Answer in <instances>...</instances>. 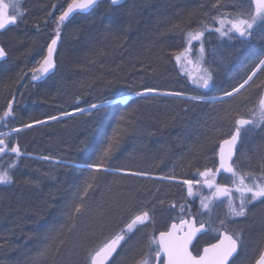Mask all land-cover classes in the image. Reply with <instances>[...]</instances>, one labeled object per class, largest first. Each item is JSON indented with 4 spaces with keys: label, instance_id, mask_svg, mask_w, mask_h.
Instances as JSON below:
<instances>
[{
    "label": "trees",
    "instance_id": "trees-1",
    "mask_svg": "<svg viewBox=\"0 0 264 264\" xmlns=\"http://www.w3.org/2000/svg\"><path fill=\"white\" fill-rule=\"evenodd\" d=\"M32 1L35 8L27 2L23 5L28 15L25 22L21 19L0 30V48L6 53L0 61V131L149 88L222 96L245 80L261 53L259 45L252 44L249 49L236 48L221 55V64L211 69L210 89L197 92L189 88L192 81L176 61L185 47L179 30L196 19L194 3L207 11L217 0H128L118 7L104 1L90 13L60 25L54 72L34 82L26 64L42 54L46 39L55 36L57 20L45 11L60 0ZM211 47V41L205 42L206 50ZM263 73L240 94L220 103L166 95L134 97L127 106L113 105L99 114L93 110L94 114L81 113L27 130L20 155L0 159V170H8L12 177L10 184L0 187V264H34L37 260L39 264H81L90 241L131 213L122 215L128 204L138 208L147 199L144 206L153 207L162 194H169L157 188L152 178L195 182L207 167L218 179L223 174L216 173L215 150L234 131L236 119L249 118V109L256 106L264 84ZM13 98L12 114L3 118ZM23 98L26 104L22 106ZM15 115L19 122L11 123ZM258 133L248 142L241 137L237 158L246 145L247 158L264 159V140ZM114 135L119 143L105 160L110 171L92 173L85 165L100 159ZM34 157L58 160L52 180ZM89 183L93 187L87 191L84 207L74 214ZM253 206L250 211L257 212L255 221L263 214L264 226V200ZM157 226L144 239L141 235L133 239L149 243ZM129 247L133 258L137 251Z\"/></svg>",
    "mask_w": 264,
    "mask_h": 264
},
{
    "label": "snow or ice",
    "instance_id": "snow-or-ice-1",
    "mask_svg": "<svg viewBox=\"0 0 264 264\" xmlns=\"http://www.w3.org/2000/svg\"><path fill=\"white\" fill-rule=\"evenodd\" d=\"M120 0H111L112 5H117ZM97 4V0H71L68 3L66 10L62 11L61 15L57 18L56 34L51 39V42L47 46V55L43 57L42 61L38 63V67L33 69V80L40 79L44 74L48 73L55 65L53 60V54L56 52V46L58 39L60 38V25H62L73 13L77 11H85L94 7ZM251 4L255 6V12L249 11L247 17L244 13H241L237 17L233 18L230 14H224L222 16L213 17L219 27L212 29L210 26L205 29L189 32L188 43L192 41H198L204 36L205 30H214L220 34L221 37L227 36L229 40H234L237 37L240 38V43L243 45L253 38L254 27L257 22H264V0H251ZM219 0L213 5L218 7ZM23 15L20 9L19 0H0V30L5 29L9 25L17 23L18 18ZM178 27V25H174ZM259 38L264 40V31L261 32ZM187 51V49L185 50ZM201 53H204V47L201 45ZM6 55L5 50L0 48V58ZM183 55V54H182ZM177 62L181 61V56L176 57ZM190 62V61H189ZM264 71V58H260L255 66V70L248 75L242 83L234 86L231 91H225L222 97L208 98L209 102L220 103L224 101L225 97H233L240 94L242 89L246 86H250V81L257 75V72ZM189 78L199 89H208L213 82V75L208 69L203 70V74L198 78L193 79L191 74ZM154 89H145L143 92H136L137 97H144L150 92H154ZM168 95L181 96L180 92L167 93ZM79 99V98H78ZM189 101H204L206 98L203 95L188 96ZM127 97H113L101 100L99 103H91L89 109H77L81 112H87L88 114L102 113L106 108L113 105L128 104ZM12 114V102H9L8 110L3 114V118H7ZM71 113L65 112L63 115H70ZM49 119L56 120L58 117L52 116ZM124 119V117H121ZM235 130L232 132L229 139H225L220 144L219 158L220 164L216 169V173H219L221 169L224 172L231 173L233 177L238 179V184L234 180L235 191L239 193V205L235 206L233 197L230 195L231 189L216 186L214 182L205 180L207 187L212 188L216 186V191L213 196H226L229 198V215L231 217H244L247 212V206L253 204L255 201L264 200V173L260 179H253L252 182H246V176L238 174L232 164L233 151L236 148L238 141L248 131L254 128L264 125V94L260 95L258 102L254 108L249 109V118H238L235 120ZM32 125H26L31 127ZM119 139L117 135H114L109 139L107 146L103 148L102 154L99 160L96 162L85 165L90 169L92 173L107 172L110 169L105 167V160L109 159L113 150L117 147ZM5 140L0 138V154H3L7 150ZM12 153L16 156L20 155V149L18 146L10 148ZM42 159H49V157H42ZM14 166V165H13ZM126 175L141 176L146 175L140 172H126ZM213 175L212 169H205L200 172L201 177H209ZM93 179H96L93 176ZM163 179V177H161ZM12 182V177L8 170L0 171V184H8ZM187 185L188 195H193V181L185 179L182 181ZM93 187L92 183L87 185L84 193L80 196V202L75 204L73 212L79 214L84 207V198L87 196L88 189ZM250 194V196L248 195ZM205 208L207 204L203 205ZM175 207V205H173ZM129 211L133 213L125 227L120 230L119 233L106 238L95 249L89 252L88 264H110V261L117 252L118 247L121 246V242L126 239L128 233H133L139 226L146 225L150 221L151 216L149 210L145 208H132ZM180 211H184L183 205L180 207ZM74 219L75 216H70ZM221 225L224 221H220ZM206 231L204 223H200L199 227L189 220L180 218L179 223L173 222L170 228L159 232V236H153L150 238L148 245V252L145 253L135 264H234V255L238 252L239 246L242 243V237L239 234L229 233L226 229H216L218 242L210 243L209 246L203 248L201 253L198 249L199 237L197 233H203ZM194 241H196L194 243ZM154 256V259H153ZM34 264H39V261H34ZM255 264H264V251H261Z\"/></svg>",
    "mask_w": 264,
    "mask_h": 264
},
{
    "label": "rangeland",
    "instance_id": "rangeland-1",
    "mask_svg": "<svg viewBox=\"0 0 264 264\" xmlns=\"http://www.w3.org/2000/svg\"><path fill=\"white\" fill-rule=\"evenodd\" d=\"M68 1L69 0H60V1L55 2V4L53 3L51 10L45 11V15L52 14L53 19L57 20V18L61 15L62 11H64L65 7L67 6V5H65V3L68 4L71 0L69 2ZM5 2L7 3L8 0H5ZM20 3H21V0H19V5H20L21 11L23 12V10H25V9L23 7V4H20ZM28 3H29L28 5H30L31 7H33V8L36 7L32 0H31V2H30V0H28ZM55 10H56V12L54 13ZM19 18H18L19 21H21V19H23V18H25L27 20L28 15L26 17V14H25L23 18H21V17H19ZM22 21L25 22L24 19ZM56 25L57 24H55V26ZM54 37L55 36H53L49 39H46L47 44L46 45L43 44L41 46L42 54H40V52L37 53L38 55L37 54L34 55L33 56L34 58H31V60L26 64V66L28 67V70L31 69V71H33L34 68L38 67V63L40 61H42L43 57L46 55L48 44L51 42V39ZM186 41L188 43V36L187 35H186ZM196 42L197 41H192L191 44L188 43V45H186L184 47V50L182 52L183 55L182 54L180 55L181 61L179 63L177 62L178 66L180 67V70L182 71L184 76H186L188 79H190L189 74H191V77L193 79L198 78L200 75L203 74L204 69H208L211 72V69L214 68V66L217 64L220 65L222 60H223L221 58H218L219 53H217V51L215 50V48L213 49V47H211L209 50H206L204 48L205 51L202 54L200 51V49H201L200 46L197 49H195L192 46V44H194V43L196 44ZM186 49H187V51H185ZM40 55H41V57H40ZM9 57H10V55H9ZM189 61L193 62L191 69L190 68L188 69V62ZM32 77H33V75H32ZM42 78H43V76L40 79L33 80V81L36 82L38 80H41ZM192 87H194L193 90L197 91V92H204V91H207L208 89H210V87L208 89H199L196 87V85L194 83L191 82L189 84V88H192ZM157 92L159 93V91H157ZM176 97H188V96H185L182 94L181 96H176ZM228 98H232V97H225L224 99H228ZM205 101L209 102L208 98H206ZM21 104H22V106L24 104H26V98L25 99L23 98V101L21 102ZM15 117H16V115L13 116V120L11 121V123H13ZM15 121L19 122L16 119H15ZM50 121H51V119H48V120L43 121V122L32 123L31 127H26V126L17 127L16 129H13L12 132H10V133H16L19 131H27L33 127L48 123ZM257 132H261L262 140H264V125H261L260 127L254 128L251 131L246 132L242 136V140H246L248 142L249 140H251L250 137L252 138L253 137L252 135L257 133ZM231 133H232V131L230 132V134L227 137H229L231 135ZM0 138H2L1 135H0ZM245 147H246V145H244L242 147L241 154H240L241 156L238 157L234 161L233 167L238 172V174H240V175L248 173L249 175L246 176V182L250 183V182H252L253 179H260L262 176V173H264V159L261 157H260L261 159L260 158L253 159V157H252V159L250 157L246 158L245 154L248 150H246ZM9 148H10V146L7 147V150L5 153L0 154L1 160H5V159L10 157L12 152L10 151ZM253 152L256 154V149L254 147H253ZM216 153H217V149L215 150V156H216ZM253 156H254V154H253ZM250 160H252L251 161L252 164H250ZM32 161H33V159H32ZM36 162L39 163V165L42 166L43 169H45L46 178L48 180H52V178H53L52 172H53L54 166L58 163V160H56L55 158H51V157L49 159H42V157H39L38 159H36ZM205 169H208V168L204 167L203 171ZM0 171H2V170H0ZM212 173H213V175H210L207 178L199 176V178L195 182H193V195L192 196L188 195L187 185L183 184L182 181L178 182V181L171 179V178L161 179V177H157L156 179H152L155 181H160L161 183H163L167 186H170L172 188H175L178 190V192H177V194H175V193L169 192V189H167L165 192L166 193L169 192V194H166V195L162 194L161 195L162 198L159 199L158 200L159 202L157 204H155L153 207H151L150 205L140 206V208H145V209L149 210L151 219L149 222L146 223V225L139 226L138 229L136 231H134L133 233H128L127 237L133 238L135 235H141V237L144 239V237L147 234H149L148 233L149 231L151 233V228L153 230V227H155L156 224H154V221L156 223L159 222V226H157L158 227L157 233H158L161 231L162 227L165 228V226H167V223H168L167 221L169 219L171 220V218L176 217L178 214H180V215L184 214V213L188 212L189 210L195 208V210L198 211L197 215H198L199 220L201 222H206L208 224V227L211 229V231L214 235H217V232L215 231L216 229H226L229 233L239 234L242 237V243L239 246L240 250H239V253L236 256V258L234 259V264H254V262L256 261V259L258 258L259 254L261 252L262 245L264 244V226L261 222L263 214L262 215L258 214L257 220L255 221V219H256L255 214H257V212L256 211H250V208H251V205H254L255 203H258L259 201H262V200L255 201L253 204L248 205L247 206L248 210H247L246 215L244 217H231L229 215V198L226 196L215 197V196H213V193L216 191V186H223V187L231 189L230 195L233 197L234 205L238 206L239 205V199H238L239 193H237L235 191V184L233 183V181L235 180L237 184L239 181L237 178L233 177L231 173L224 174V175L220 176L218 179H216V177L214 176L213 171H212ZM206 179L209 182H214V184L216 186H214L212 188L207 187V185L205 184ZM8 184H10V183H8ZM2 185H7V184H0V187H2ZM159 186H163V185L159 184ZM162 191H164V190H162ZM248 195L250 196V194H248ZM144 201L147 202V199ZM146 202H142V203L146 204ZM204 204H207L208 207L205 208L203 206ZM173 205H175V207H173ZM181 205H183V207H184L183 212L180 211ZM134 207L137 208V205L135 203L128 204L126 209L123 211L122 215H126V214L130 213L129 210L134 208ZM255 207L256 206H252L251 210L254 209ZM157 208H158V210L156 211ZM263 208H264V206H263ZM131 215H133L132 212L129 215H127L125 219L121 220L122 223L120 224V227L118 229H122L125 227L126 223L129 221ZM248 215L251 217L249 218ZM252 216H253V218H252ZM251 218L253 220L249 221V219H251ZM222 220L224 221L223 225H221V223H220V221H222ZM245 220H248V221L243 223ZM164 228H162V229H164ZM156 234H155V236H156ZM114 235H115V233H114ZM151 237L152 236H150V238ZM107 238H109V237H107ZM102 241L103 240L96 243L89 250V252L92 251L93 249H95L97 247V245L100 244ZM125 245H127L126 242H124V244L120 247L118 253L114 257L111 264H128L127 263L128 260L132 259L130 252H129L130 247H128L126 250L123 251ZM148 245H149V243L146 244V247H145V250H144V253L142 254V256L148 252ZM130 246L133 248L134 247L136 248V246H134V243L130 244ZM89 252H87L86 255L84 256L85 260L81 264H88ZM242 254H243V256L241 258ZM238 257H240L241 260L240 259L237 260ZM131 264H133V262Z\"/></svg>",
    "mask_w": 264,
    "mask_h": 264
},
{
    "label": "bare ground",
    "instance_id": "bare-ground-1",
    "mask_svg": "<svg viewBox=\"0 0 264 264\" xmlns=\"http://www.w3.org/2000/svg\"><path fill=\"white\" fill-rule=\"evenodd\" d=\"M104 1H108L110 3L109 0H104ZM103 1V2H104ZM245 2L243 0H219V5L218 7H213V5L216 4V2L212 3V6L210 8L206 9L204 7H201L200 4L197 3H194V5L196 6V9L195 11L197 12V17L196 19H194L193 21H190L189 23H187V25H183L181 27V29L179 30V36L181 37V39L185 42V46L188 45L187 41H186V35L187 33L189 32H192V28H195L196 31H199V30H202V29H205L206 27H208V23H209V26L211 27V22L214 21V19H212L213 17H217V15L223 11V9L226 7H232V6H237L238 4L239 5H242L244 4ZM194 11V10H193ZM195 32V31H194ZM212 37H213V34H212V30H205L204 32V36L198 40L196 42V44H192V46L197 49L199 46L201 48V45H203V47H205V42L207 41H211L212 42ZM214 44V43H213ZM251 47V46H250ZM249 47V48H250ZM236 47L232 44V43H226L225 45H223V47H221L217 53H219V58L221 55H226L228 53H231L232 50H234ZM248 48V49H249ZM184 50V49H183ZM218 55V54H217ZM193 64L192 61H190V64ZM191 69L192 66L190 67V65H188V69ZM255 70V68L253 69ZM252 70V71H253ZM252 71L249 73V75L252 73ZM258 74H260V72H257V75L254 77L256 78L258 76ZM46 76V75H45ZM248 77V76H247ZM247 77L245 79H247ZM253 78V80H254ZM140 92H143V91H140ZM206 92V91H204ZM153 93V94H152ZM161 93V94H160ZM168 92H150L149 94H147L146 96H150V95H166V96H173V95H168L167 94ZM136 93L132 94V95H129V96H125L127 97L128 99L130 98H134V97H137L135 95ZM185 96H196V95H193V94H183ZM223 96V95H222ZM222 96H205V98H211V97H222ZM183 99H187V97H182ZM195 102H198V101H195ZM200 102H206L205 100L204 101H200ZM90 107L88 108H84V109H89ZM68 113H71L70 115H58L56 117H58V119L56 120H51L50 122L48 123H45V124H41V125H38L36 127H39V126H43V125H46V124H49V123H52V122H55V121H60V120H64L68 117H71V116H74V115H78V114H81V113H87V112H81V111H71V112H68ZM48 119H44V120H41L39 122H43V121H46ZM38 123V122H37ZM17 127L15 128H11L9 130L5 129V130H1L0 131V135L2 136V139L5 140V143L7 146H18L19 148L21 147L22 145V139H24V134L27 132V131H19V132H16V133H10L12 132L13 129H16ZM34 128V127H33ZM258 135H261V132L258 133ZM10 149V148H9ZM36 156V155H34ZM35 160L38 159L39 157H34ZM247 158V157H246ZM157 177L155 178H152V179H156ZM154 183L156 184V187L161 189V190H167L169 189V192H172V193H175L177 194L178 190L175 189V188H172L170 186H167L163 183H161L160 181H154ZM159 184H162L163 186H159ZM256 204V203H255ZM254 204V205H255ZM145 205L144 203H140L139 206H143ZM253 205H251L252 207ZM140 208V207H139ZM249 216V215H248ZM251 216H249L250 218ZM154 218V217H153ZM253 220V219H252ZM246 221L248 220H245L243 223H245ZM250 221V219H249ZM154 224L158 225L159 226V222L156 223L154 221ZM120 227V224L119 223H116L115 225L113 224L112 227L106 229V231H103V233L101 235H99L96 239L91 240L90 243L87 245L85 251L83 252L82 254V263L83 261L85 260V255L87 252H89V248L93 247L96 243H98L99 241L101 240H104L105 238L107 237H110V236H114V233L117 234L120 232L121 229H118ZM134 240V242L132 241ZM139 240V241H138ZM138 241V242H137ZM124 242H126L127 246L126 248H128L130 246V244H133L134 243V246H136V254L134 255L135 257H133L131 260H130V264L133 262V261H137L138 259H140V255H142L144 253V250H145V247H146V243L144 240H140V238H128L126 236V239L124 241L121 242V246L124 244ZM120 246V247H121ZM119 247V249H120ZM118 249V251H119ZM262 249H264V244L262 245ZM261 249V250H262ZM117 251V253H118ZM263 251V250H262ZM116 253V254H117ZM115 254V256H116ZM73 263V262H72ZM119 263V262H118Z\"/></svg>",
    "mask_w": 264,
    "mask_h": 264
},
{
    "label": "flooded vegetation",
    "instance_id": "flooded-vegetation-1",
    "mask_svg": "<svg viewBox=\"0 0 264 264\" xmlns=\"http://www.w3.org/2000/svg\"><path fill=\"white\" fill-rule=\"evenodd\" d=\"M70 1V0H69ZM68 1V2H69ZM245 3L242 4V5H237V6H232V7H225L223 9V11H221L217 16H222L224 14H230L233 18L237 17L238 15H240L241 13H244L245 14V17H247V13L249 11L251 12H255V6L251 4V0H243ZM28 3V0H21V3L20 4H25V3ZM71 2V1H70ZM69 2V3H70ZM102 3V2H101ZM68 5V4H67ZM25 15V11L23 10V15L21 16V18H23ZM20 19V18H19ZM15 25V24H14ZM10 26H13V25H9L7 26L5 29H8ZM208 26H209V23H208ZM216 27H219L218 23L214 20L211 22V28L214 29ZM4 29V30H5ZM264 31V22H257L256 26L254 27V35H253V38L251 40H249L247 43L245 44H241L240 43V38L237 37L236 39L234 40H229V38L227 36L225 37H221L220 34L214 30H212V34H213V37H212V45H213V49L215 48V50H219L221 47H223V45H225L226 43H232L236 48L238 49H245V48H248L250 47L252 44H257L259 45V52L260 53V56L258 57V59L256 60L255 64H254V67L253 69L255 68L256 64L258 63V60L260 58H264V40H261L259 38L261 32ZM214 43V44H213ZM235 48V49H236ZM242 50V49H241ZM252 69V70H253ZM45 76V74L43 75ZM262 77H263V83H264V73L262 74ZM263 90H264V84L263 86L260 88L259 90V93L257 94L258 96V99L260 97V95H262L263 93ZM240 143H241V139H240ZM240 143H239V146L237 147L236 149V153H235V156H234V159H233V162L232 164L234 163V161L237 159V154H238V151H239V147H240ZM217 169V167H216ZM225 174H229V173H225ZM224 175V174H223ZM193 208V207H192ZM198 211L195 210V208L189 210L188 212L184 213V214H178L176 217L174 218H171V220L169 219L167 222V226L162 227L164 229L161 228V231L162 230H167V228H170L171 227V224L173 222H176V223H179V220L180 218H183V219H186V220H189V221H193V223L195 224L196 227H199L200 226V223L201 221L199 220L198 218ZM204 223V226H205V229L206 231H204L203 233H201L200 235H198L199 237V245H198V249L199 251L202 253L203 251V248L206 247V246H209L210 243H215L217 242V235H214L211 231V229L208 227V224L206 222H202ZM159 232L156 234V237L158 236ZM196 241H194L195 243ZM239 250H240V247H239ZM263 250V249H262ZM261 250V251H262ZM239 253V251H238ZM115 257V255H114ZM114 257L111 259L110 261V264L111 262L113 261ZM153 259H154V256H153ZM136 261H133V264H135Z\"/></svg>",
    "mask_w": 264,
    "mask_h": 264
},
{
    "label": "water",
    "instance_id": "water-1",
    "mask_svg": "<svg viewBox=\"0 0 264 264\" xmlns=\"http://www.w3.org/2000/svg\"><path fill=\"white\" fill-rule=\"evenodd\" d=\"M104 0H97V4L94 6V7H92V8H90V9H87V10H85V11H83V12H81V11H77V12H75V13H73L64 23H67V22H69L70 20H72V18L74 17V16H76V15H86V14H88V13H90L92 10H94L101 2H103ZM110 1V4H111V0H109ZM126 1H128V0H120V3H118L117 5H112L113 7H118V6H120V5H122V4H124ZM67 8V7H66ZM66 8L64 9V10H66ZM59 42H60V39H58V42H57V46H56V50H57V47H58V45H59ZM55 54H56V52L53 54V60H54V65L56 66V63H55ZM46 55H47V51H46ZM45 55V56H46ZM4 59V57L3 58H0V61L1 60H3ZM189 65H190V67L192 66V64H190L189 63ZM55 66L48 72V73H46L45 75L46 76H48V75H50V74H52L53 73V71H54V69H55ZM262 94H264V90H263V93ZM14 101H15V98H13L12 99V106H13V104H14ZM230 137H228V138H226V139H229ZM222 142H220V144H221ZM220 144L218 145V149H217V154H216V163H217V168L219 167V164H220V158H219V149H220ZM238 144H239V141H238V143H237V145H236V148L234 149V151H233V159H234V156H235V153H236V149H237V147H238ZM233 159H232V162H233ZM220 173H225L222 169H221V171H220ZM191 222H193L192 220H191ZM201 233H197V236L198 235H200ZM159 236V235H158ZM218 242V241H217ZM119 248V247H118ZM118 250V249H117ZM263 251H264V249H263ZM203 252V251H202ZM238 253V252H237ZM237 253L234 255V258L237 256ZM115 254V253H114ZM114 256V255H113ZM233 258V259H234ZM255 264V263H254Z\"/></svg>",
    "mask_w": 264,
    "mask_h": 264
}]
</instances>
